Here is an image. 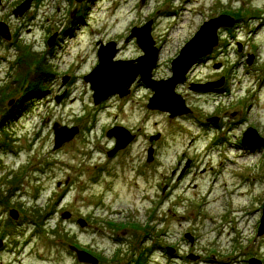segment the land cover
I'll return each instance as SVG.
<instances>
[{
	"label": "rangeland",
	"instance_id": "obj_1",
	"mask_svg": "<svg viewBox=\"0 0 264 264\" xmlns=\"http://www.w3.org/2000/svg\"><path fill=\"white\" fill-rule=\"evenodd\" d=\"M23 2L0 0L11 35L0 37V264H85L70 247L97 264H264V147L241 145L249 128L264 140V0H33L15 18ZM221 15L233 26L218 29L212 55L175 90L191 114L148 110L143 83L94 105L84 79L97 44L134 61L143 53L128 36L151 22L152 79L168 80L185 44ZM216 82L225 92L190 90ZM56 124L79 133L54 150ZM114 127L134 141L108 158Z\"/></svg>",
	"mask_w": 264,
	"mask_h": 264
},
{
	"label": "water",
	"instance_id": "obj_2",
	"mask_svg": "<svg viewBox=\"0 0 264 264\" xmlns=\"http://www.w3.org/2000/svg\"><path fill=\"white\" fill-rule=\"evenodd\" d=\"M85 0H75L80 4ZM33 0H24V2L13 12L15 18H21L29 11ZM234 20L228 16L221 15L216 19H211L205 22L199 29L197 34L182 48L178 57L171 63L172 77L166 81L156 82L152 79V72L157 66L159 51L155 48V44L150 36V28L152 23L144 28H134L129 35L128 41L136 39L138 47L143 52V56L136 61H114L117 55L116 44L109 43L106 46H100L98 51V66L84 80L90 84L93 91V102L95 106L100 105L108 98L118 95L119 98H124L130 94V89L137 81L142 82L147 88L153 92L152 98L148 103V109L151 111H159L169 114L171 119L182 117L190 114V110L186 107L184 100L176 94L177 86L186 82V77L189 72L202 59L209 57L213 50L218 45L217 31L219 28H231ZM0 37L9 42L11 35L7 26L0 23ZM55 41V36L48 41V46L52 47ZM240 50V48H239ZM251 59L248 64L250 65ZM221 67L215 66V70ZM67 80H64V83ZM222 82L210 83L203 86H192L191 91L194 92H209L214 89H219ZM61 98L57 99L59 103ZM211 123H217L216 119L209 120ZM79 130L76 128L67 129L60 127L57 124L53 126L54 134V150L59 149L65 143L72 141L77 136ZM108 138H115V148L108 153V157L112 158L117 152L125 150L133 141L134 137L125 129L115 128L107 133ZM159 136L150 138V142L157 141ZM242 145L250 150L264 147V140L261 139L258 133L249 128L242 137ZM153 160V150L148 151L147 162ZM188 166V165H187ZM12 219L16 220V212H10ZM63 220L70 218L69 214H63ZM81 228L86 226L83 220L78 221ZM264 233V204L262 218L258 229V237ZM185 239L192 244L193 238L190 235H185ZM1 246V243H0ZM70 251L74 252L80 263L97 264V260L90 254L79 251L75 247H70ZM167 253H173V250L168 249ZM248 264H261L259 261L252 259Z\"/></svg>",
	"mask_w": 264,
	"mask_h": 264
},
{
	"label": "bare ground",
	"instance_id": "obj_3",
	"mask_svg": "<svg viewBox=\"0 0 264 264\" xmlns=\"http://www.w3.org/2000/svg\"><path fill=\"white\" fill-rule=\"evenodd\" d=\"M240 188L244 191L245 189H246V186L245 185H241L240 186ZM210 193L211 192H208L207 193V195H208V203L210 202V203H212V198H211V196H209L210 195ZM234 196H235V194H236V192H231ZM235 193V194H234ZM245 195V193L244 192H241V196H244ZM233 196V197H234ZM230 213L235 217V218H237L238 217V211H235V210H231L230 211ZM239 218V221L240 222H243V221H245V220H247V216L246 215H242L241 217H238Z\"/></svg>",
	"mask_w": 264,
	"mask_h": 264
},
{
	"label": "flooded vegetation",
	"instance_id": "obj_4",
	"mask_svg": "<svg viewBox=\"0 0 264 264\" xmlns=\"http://www.w3.org/2000/svg\"><path fill=\"white\" fill-rule=\"evenodd\" d=\"M213 92H218L217 90H214ZM100 264V263H99Z\"/></svg>",
	"mask_w": 264,
	"mask_h": 264
},
{
	"label": "trees",
	"instance_id": "obj_5",
	"mask_svg": "<svg viewBox=\"0 0 264 264\" xmlns=\"http://www.w3.org/2000/svg\"><path fill=\"white\" fill-rule=\"evenodd\" d=\"M74 26V25H73Z\"/></svg>",
	"mask_w": 264,
	"mask_h": 264
}]
</instances>
